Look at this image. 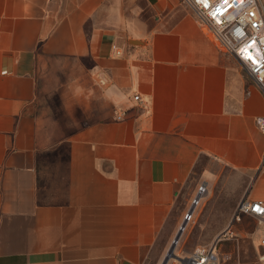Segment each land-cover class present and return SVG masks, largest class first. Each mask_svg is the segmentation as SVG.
<instances>
[{"label":"crops","instance_id":"obj_1","mask_svg":"<svg viewBox=\"0 0 264 264\" xmlns=\"http://www.w3.org/2000/svg\"><path fill=\"white\" fill-rule=\"evenodd\" d=\"M134 1L0 0V264H143L215 165L264 201L258 86L180 0Z\"/></svg>","mask_w":264,"mask_h":264},{"label":"rangeland","instance_id":"obj_2","mask_svg":"<svg viewBox=\"0 0 264 264\" xmlns=\"http://www.w3.org/2000/svg\"><path fill=\"white\" fill-rule=\"evenodd\" d=\"M264 2V0H262ZM135 6L143 11V17L151 18L154 8L147 0H136ZM184 10H193L181 0ZM213 175L205 180L208 192L197 208L193 221L188 224L175 249L177 258L168 264H180L181 259L191 255L198 247H208L217 243L219 264H263L261 261L260 232L253 218L245 217L240 224H233L238 204L246 197H252L255 186L253 178L246 172L215 165ZM201 180L193 181L198 188ZM174 211V214H178ZM172 220L169 221L156 244L146 253L143 264H162L172 242Z\"/></svg>","mask_w":264,"mask_h":264},{"label":"built area","instance_id":"obj_3","mask_svg":"<svg viewBox=\"0 0 264 264\" xmlns=\"http://www.w3.org/2000/svg\"><path fill=\"white\" fill-rule=\"evenodd\" d=\"M181 1L193 10L200 23L217 42L220 50L235 57L242 64L264 96V2L262 0ZM134 99L140 101L138 95ZM122 118L120 114L117 116L118 120ZM256 126L264 134V116L256 119ZM207 192V184L202 183L184 215L182 225L184 224L185 228L193 221L197 208ZM245 217L253 218L257 223V231L261 234V261L264 264V201L249 196L241 200L233 224L242 223ZM180 264H219L217 243L208 247H198L191 255L181 259Z\"/></svg>","mask_w":264,"mask_h":264},{"label":"water","instance_id":"obj_4","mask_svg":"<svg viewBox=\"0 0 264 264\" xmlns=\"http://www.w3.org/2000/svg\"><path fill=\"white\" fill-rule=\"evenodd\" d=\"M184 229H185V225L183 224V225H181L178 233L176 234V236L172 242V245L170 246L165 258L163 259L162 264H168L171 259L177 258L176 254H175V249H176L177 244H178V242H179V240L183 234Z\"/></svg>","mask_w":264,"mask_h":264},{"label":"bare ground","instance_id":"obj_5","mask_svg":"<svg viewBox=\"0 0 264 264\" xmlns=\"http://www.w3.org/2000/svg\"><path fill=\"white\" fill-rule=\"evenodd\" d=\"M204 198H205V197H204ZM204 198H203V200H204ZM201 202H202V201H201ZM201 202H200V204H201ZM200 204H199V206H200ZM199 206H198V207H199ZM186 228H187V227H186ZM186 228H185V229H186Z\"/></svg>","mask_w":264,"mask_h":264}]
</instances>
